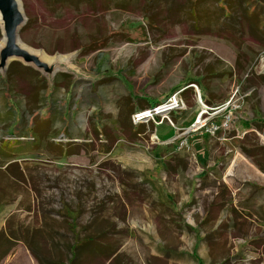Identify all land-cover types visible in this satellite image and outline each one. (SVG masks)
<instances>
[{
	"label": "rangeland",
	"instance_id": "rangeland-1",
	"mask_svg": "<svg viewBox=\"0 0 264 264\" xmlns=\"http://www.w3.org/2000/svg\"><path fill=\"white\" fill-rule=\"evenodd\" d=\"M225 1L196 20L192 0H21L22 42L68 59L30 66L46 121L0 130V264H41L25 242L67 263L87 237L76 264H264V12ZM175 93L185 105L134 122Z\"/></svg>",
	"mask_w": 264,
	"mask_h": 264
},
{
	"label": "trees",
	"instance_id": "trees-1",
	"mask_svg": "<svg viewBox=\"0 0 264 264\" xmlns=\"http://www.w3.org/2000/svg\"><path fill=\"white\" fill-rule=\"evenodd\" d=\"M52 1L53 2H59L61 5L64 4L65 2H67V0H52ZM89 1H91V0H89ZM198 2H199V0H192V8L190 10L191 16L194 17L196 20L199 17L198 11L196 9V4H198ZM243 2L245 3V6L247 7L246 9H247L248 17H254V16L259 15L261 12H264V3L259 1V0H243ZM217 3L218 4H221V3L227 4L225 0H217ZM227 5L229 6V4H227ZM229 8H230V6H229ZM31 24L32 23L29 21L22 28L21 33L23 34V36L31 28ZM258 26L261 30L264 31V18H262L259 21ZM25 76H27L26 79L24 78ZM6 78H7L8 82L5 81L4 78L0 77V92L3 95L7 93V94L13 96L14 103L12 100L8 101L6 99V96H5V100H1L2 102L0 104V130L5 128V127H12V126L15 127L18 124H21L22 126H27L29 129L37 128V125L39 126L40 120L42 122L46 121L45 119L41 118L42 117L41 116V113H42L41 110H43L45 108V105H46L45 102L47 100L46 99V93H47V90L49 88V84L44 83L46 81L45 77L42 76L41 74H39L32 67L24 66L20 62H13L7 71V77ZM20 80H22L21 85L19 84ZM9 81H10V87L8 86ZM11 82H13L14 84L11 85ZM57 82L60 83L59 80H57ZM15 83H17V85ZM193 83L200 85L198 83V81H193ZM201 85H202V83H201ZM189 88H192V87L190 86V87H186L185 89H183L181 91L182 95L185 94V92ZM21 94H23L24 96L26 95V97H28V98L27 99L24 98L21 100L20 96H19ZM204 97L206 98L205 100L208 104H210L211 106H216L215 105L216 103H214V102L210 101V99H208V95H207V97H206V95ZM146 101L148 103L141 105L142 106L141 108L145 109V110L146 109H152L153 106H152L151 102H149L148 100H146ZM170 113H172V111ZM177 116L178 115L173 114V118L176 121H177ZM25 117L28 118L27 125L24 124ZM47 120H49V119H47ZM49 121L51 124L52 119ZM256 124H257V128L262 130V124H260V123H256ZM140 126L141 125H138L137 127H135V129L137 130V128ZM45 129L48 131L47 128H45ZM54 129L53 128L51 129L50 134L55 132ZM47 134L49 135L48 132H43L42 130H40L41 138H43V137L45 138V135H47ZM100 134H103V132ZM11 136H13V135H11ZM15 137H17V138L14 142H12V145H14L16 142H19L20 140H27V139H24L22 137L29 138V136H27V135H21V136H15ZM31 137L36 138L35 136H31ZM35 140H37V139H35ZM42 140L43 139H41V141ZM4 142L6 144H9L8 141H4ZM64 144L68 145L69 142L64 143ZM25 148H28V147H25ZM25 148H19L16 151H13V150L12 151L19 153V152H22ZM7 149L11 150L9 146L7 147ZM255 163L262 170H264V165L262 164V162L257 161ZM0 207H1V205H0ZM4 237H5V231L1 230L0 231V244L2 242V238H4ZM25 244H26L27 248L29 249V251L31 252L32 256L39 263L49 264L47 259H42L39 256V254L37 253V251L30 244H28L27 242H25ZM94 245L96 246L95 241L92 238L87 237V238L80 239V240L78 239V241L71 247V258L68 260V262L67 263H56V264H76L79 252H82V250H84V249H91V248H93Z\"/></svg>",
	"mask_w": 264,
	"mask_h": 264
},
{
	"label": "water",
	"instance_id": "water-1",
	"mask_svg": "<svg viewBox=\"0 0 264 264\" xmlns=\"http://www.w3.org/2000/svg\"><path fill=\"white\" fill-rule=\"evenodd\" d=\"M0 20L4 37V45L0 49V70H6L12 61L19 60L37 70L55 73L53 65H49L51 61H43L36 51L22 42L20 33L27 23V16L21 0H0Z\"/></svg>",
	"mask_w": 264,
	"mask_h": 264
},
{
	"label": "built area",
	"instance_id": "built-area-1",
	"mask_svg": "<svg viewBox=\"0 0 264 264\" xmlns=\"http://www.w3.org/2000/svg\"><path fill=\"white\" fill-rule=\"evenodd\" d=\"M185 105L184 100L182 99V97H180L179 93H175L172 97H170L165 103L152 108L150 112L151 115H149L148 113L144 114L147 110H145L144 112H139L133 115V119L134 122H139V121H143V119L148 118L150 116L153 115H158V114H164V113H168L171 112L173 109H175L176 107H181ZM221 108H217L216 110H220Z\"/></svg>",
	"mask_w": 264,
	"mask_h": 264
},
{
	"label": "bare ground",
	"instance_id": "bare-ground-1",
	"mask_svg": "<svg viewBox=\"0 0 264 264\" xmlns=\"http://www.w3.org/2000/svg\"><path fill=\"white\" fill-rule=\"evenodd\" d=\"M0 22H1V20H0ZM3 45H4V37H3V39H2V41H1V43H0V48H1ZM43 56H44V58L48 59L49 61H54V60H56V61H60V62H62V61H64V60L68 59V57H66V56H62V55L57 56V57H48L47 55L44 54ZM146 113H148V112H145L144 114H146Z\"/></svg>",
	"mask_w": 264,
	"mask_h": 264
},
{
	"label": "crops",
	"instance_id": "crops-1",
	"mask_svg": "<svg viewBox=\"0 0 264 264\" xmlns=\"http://www.w3.org/2000/svg\"><path fill=\"white\" fill-rule=\"evenodd\" d=\"M13 62H20V63H22L24 66H28V65H26V64H24L22 61H19V60H14V61H12L11 63H10V65L13 63ZM10 65H9V67H10ZM9 67H8V69H9ZM30 67V66H29ZM8 69H7V71H8ZM3 95V94H2ZM3 96H5V94L3 95ZM3 214H2V212L0 213V231L3 229V227L5 226V221H6V213L4 214V216H2Z\"/></svg>",
	"mask_w": 264,
	"mask_h": 264
}]
</instances>
